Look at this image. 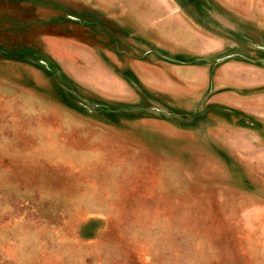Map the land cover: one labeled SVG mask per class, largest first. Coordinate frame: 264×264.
Segmentation results:
<instances>
[{
    "label": "rangeland",
    "instance_id": "rangeland-1",
    "mask_svg": "<svg viewBox=\"0 0 264 264\" xmlns=\"http://www.w3.org/2000/svg\"><path fill=\"white\" fill-rule=\"evenodd\" d=\"M0 264H264V0H0Z\"/></svg>",
    "mask_w": 264,
    "mask_h": 264
}]
</instances>
